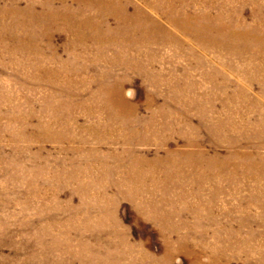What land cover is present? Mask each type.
<instances>
[{"label":"rangeland","instance_id":"1","mask_svg":"<svg viewBox=\"0 0 264 264\" xmlns=\"http://www.w3.org/2000/svg\"><path fill=\"white\" fill-rule=\"evenodd\" d=\"M232 1L249 22L256 4ZM2 3L11 5L10 0H0V6ZM24 5L19 1V6ZM36 8L39 10L38 4ZM2 22L12 21L4 17ZM45 26L49 27L46 38L55 50L44 51L43 67L28 61L24 52L0 49V264H264V180L245 177L243 171L236 170L233 180L220 181V190L208 203L215 182L204 183L200 197L194 196L197 186L191 177L195 173L183 168L184 179L169 178L172 186L167 198L180 211L173 216V223L183 221L190 226H182L172 234L160 230L156 219L137 205L143 198L132 193L133 182H125L129 151L153 158L165 151L200 148L208 155L226 156V142L219 143L217 136L202 128L197 133L199 145L189 146L188 137L193 135L189 124L200 125V114L194 110L188 115L174 113L184 101L168 97L169 84L160 85L154 103L149 101L147 93L153 87L121 65L115 47L100 55L90 41L85 50L75 48V53H83L78 62L85 70L71 72L67 78L86 82L72 86L73 96L60 94L57 84L61 85L66 77L55 75V83H51L52 78L44 71L65 68L61 63L70 59L68 43L73 35L60 19ZM190 47L186 43L183 49L171 44L153 48L155 59L150 68L167 82L188 84L192 80L204 95H216L199 99L212 107L203 114L208 125L229 118L242 129L248 127L245 134L257 131L258 116L247 112V101L230 96L243 83L241 75L225 69L220 78L207 77L206 71L219 68L209 61L216 53H201L198 48L190 53ZM203 54L205 60L196 65L195 58ZM233 64L248 69L244 61L236 59ZM106 73L114 75L106 78L107 83L124 81L120 95L136 107L138 126L154 117L151 131L161 135L162 143L142 129L139 134L148 139L139 141L138 133L123 129L99 99L95 100L99 105L96 111H86L85 106L95 103L88 98L89 90H96ZM225 79L230 83H223ZM260 86L252 83L249 94L264 95V87ZM156 108L166 109L167 116L154 115L152 110ZM162 124L172 128L163 129ZM38 133H58L62 140L39 139ZM260 151L264 153V148ZM164 170L160 166L155 172L160 181ZM180 190L186 196L181 197ZM186 203L199 206L198 216L193 209H183ZM181 237L186 241L181 242Z\"/></svg>","mask_w":264,"mask_h":264},{"label":"bare ground","instance_id":"2","mask_svg":"<svg viewBox=\"0 0 264 264\" xmlns=\"http://www.w3.org/2000/svg\"><path fill=\"white\" fill-rule=\"evenodd\" d=\"M19 1L24 2L25 5L19 6ZM249 1L256 6L248 16L250 21L247 22L241 17L242 14L237 12L232 0H10V6H3V3L0 6V49L8 52H24L28 54V61L32 60L38 67H43L46 62L44 61V51L55 50L48 40L49 38H46L49 27L45 25L52 26L60 19L64 28L73 35V39L68 43L71 49V52H68L70 59L61 63L66 69L61 67L56 70L50 68L48 71H44L52 78L51 83H55L53 80L55 75L66 77L61 85L56 83L59 85L60 94L73 96L72 86L86 82L84 79H68L67 77L71 72L85 70V66L78 62L83 53L79 55L74 52V49L85 50L83 47L86 42L90 41L99 55L112 47L117 49L121 65L133 74L138 73L146 85L153 87V90L147 93L149 101L154 103L155 98L159 95L157 89L160 85L169 84L168 97L184 101V106L178 107L176 111H173L174 113L180 112L179 114L188 115L191 110H194L195 113L200 114V125L189 124L193 135L188 137L187 144L193 147L198 146L200 141L197 133L204 128L211 136H217L216 141L219 143H222V140L226 142L228 147L226 156H219L217 153L208 155L200 148L185 149L182 152L165 151L162 155L156 153L153 158H148L143 154H131L129 151V157L125 164L127 167L124 174L125 182L132 181V193L143 198L137 205L142 210L145 209L150 217L156 219L160 230L172 234L176 233L178 228L188 226L183 221L173 223V216L180 211L167 198L172 186L169 178L184 179L183 168H188L189 171L195 173L191 177L197 186V189L193 191L196 193L194 196H199L204 183L215 182L212 197L207 200L208 203L214 200L213 196L220 190V181L233 180L236 170L243 171L245 177L255 178L258 176L264 180V153L260 151L261 148H264V95L261 93L254 96L249 94V87L254 82L261 85L260 87H264V0ZM37 4L39 10H36ZM213 8L215 11H212ZM4 17L11 18L12 22H2ZM43 21L48 23L45 24L46 22L43 23ZM44 40L45 44L42 45ZM186 43L191 46L188 48L190 53H193L195 48L200 49L201 53L210 51L216 53L213 59L209 58V61L219 65V68L212 72L206 71L207 77L220 78L223 76L221 70L225 69H230L233 73L241 75L243 79H241V83H243L240 84L241 86H237L236 91L230 96L247 101V112L258 116L257 131L245 134L243 132L248 127L242 129L238 124L232 123L229 118L226 121L217 120L208 125V120L203 117V114L211 110L212 107L204 105L199 99L200 97L205 100L211 99L216 95H204L205 92H200L198 85L192 80L188 84L167 82L154 69L150 68L155 59L153 48L171 44L177 49H183ZM236 59L246 62L248 69L236 68L233 64V60ZM250 59L256 62L253 63ZM203 60H205V54L197 56L194 63L198 65ZM113 77L114 75L110 73L104 74V79L98 84L96 90H89L88 98L91 101L101 100L102 106L109 112V115L119 119L123 129L138 133L139 141L148 139V136L139 134L143 130L145 133H151L155 142L162 143L161 135L151 131L154 129L152 126L154 125L153 116H150L144 125H137L136 107L128 104L120 95L121 85L124 81L115 79L112 83L106 82L107 79ZM250 78L251 82L249 83ZM38 79L49 82L43 77L41 79L38 77ZM223 83H230V80L225 79ZM179 85H186V87L181 89L182 87L179 88ZM153 103L149 105L151 106ZM98 107L99 105L95 101V103L85 106V109L92 113ZM152 112L154 115L167 116L164 114L167 112L166 109H153ZM183 117L188 119L190 116ZM53 123L56 124V121ZM207 125L210 127H206ZM40 128L41 126L38 124L36 129ZM162 128H172V126L162 124ZM93 130H95L94 127ZM232 131L234 133H231ZM40 136L42 135L38 133L39 139ZM42 137L43 139L62 140L58 138V133ZM216 141H213L214 145H216L214 143ZM241 143L243 144L241 145ZM238 147H249L251 150H239ZM160 166L165 169L163 171L164 181L156 178L155 172ZM171 170L172 173H168ZM227 170L229 172H225ZM145 195L147 198H144ZM179 195L183 197L186 196V193L184 190H180ZM184 207L183 209H193V212L198 216L199 206H190L189 203H186ZM194 226L195 228L199 227L196 222ZM168 240L167 242H169ZM179 240L186 241L185 237H181Z\"/></svg>","mask_w":264,"mask_h":264}]
</instances>
